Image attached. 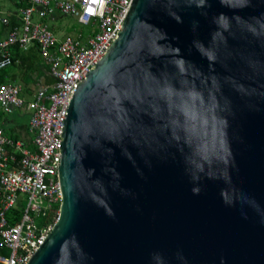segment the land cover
I'll return each mask as SVG.
<instances>
[{"label":"water","instance_id":"obj_1","mask_svg":"<svg viewBox=\"0 0 264 264\" xmlns=\"http://www.w3.org/2000/svg\"><path fill=\"white\" fill-rule=\"evenodd\" d=\"M61 131L27 264H264V0H133Z\"/></svg>","mask_w":264,"mask_h":264},{"label":"built area","instance_id":"obj_2","mask_svg":"<svg viewBox=\"0 0 264 264\" xmlns=\"http://www.w3.org/2000/svg\"><path fill=\"white\" fill-rule=\"evenodd\" d=\"M17 1L22 5L15 24L3 18L9 30L0 40V71L13 63L15 46L28 50L35 45L54 82L51 90L40 88L33 103L23 95L22 84L0 83L1 108L5 113L30 109L32 135L30 145L0 128V264H27L59 219V148L66 109L78 82L118 39L133 0ZM57 13L85 30L59 37L47 21L56 20Z\"/></svg>","mask_w":264,"mask_h":264},{"label":"crops","instance_id":"obj_3","mask_svg":"<svg viewBox=\"0 0 264 264\" xmlns=\"http://www.w3.org/2000/svg\"><path fill=\"white\" fill-rule=\"evenodd\" d=\"M17 4V0H0V40L7 36L9 30V27L3 23V18H12L13 16L17 19ZM55 17L58 20L62 15L57 13ZM52 27L63 30L61 25H52ZM78 27L79 29H76L74 35L79 31L85 30L83 26ZM64 35L67 34L64 33L61 37ZM20 53H23V58H17L10 66L0 71V81L22 84L24 87L23 95L30 101L31 97L36 98L40 88L47 87L51 90L54 81L50 74L49 66L44 62L37 46H31L28 50L22 49ZM30 116V109H16L12 113H5L0 106V128L6 135L12 137L18 135V139L24 140L31 145L32 135L29 131Z\"/></svg>","mask_w":264,"mask_h":264},{"label":"rangeland","instance_id":"obj_4","mask_svg":"<svg viewBox=\"0 0 264 264\" xmlns=\"http://www.w3.org/2000/svg\"><path fill=\"white\" fill-rule=\"evenodd\" d=\"M47 21H48V24L51 25V26L52 25H57V26L61 25L62 26L63 30L62 29H57V28L55 29L56 33H57V35L59 37L61 35H63L64 33L68 34V35L71 34L72 36H74L76 29L77 28L79 29V27L75 23V20L72 17H69V16H63V17H61L58 20H52V19L49 18ZM34 101H35V97H31L30 98V102L33 103ZM17 206L19 208H21L20 205L17 204Z\"/></svg>","mask_w":264,"mask_h":264},{"label":"trees","instance_id":"obj_5","mask_svg":"<svg viewBox=\"0 0 264 264\" xmlns=\"http://www.w3.org/2000/svg\"><path fill=\"white\" fill-rule=\"evenodd\" d=\"M18 6H21L22 5V3L21 2H18V4H17ZM17 21V19L15 18V17H13L12 16V18H11V23L12 24H15V22ZM76 25L77 26H81V25H79L77 22H76ZM22 51V49L19 47V46H15L14 47V49H13V51H12V53H13V62H15L16 60H17V58H23V53H20ZM23 61H24V59H23ZM2 81H0V83H1ZM15 139H18V135H14L13 136ZM46 220V219H45ZM48 220H49V218H48Z\"/></svg>","mask_w":264,"mask_h":264}]
</instances>
